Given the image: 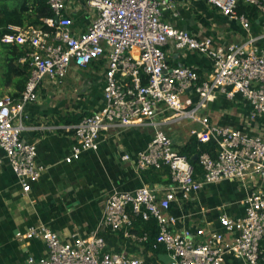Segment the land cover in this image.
I'll return each mask as SVG.
<instances>
[{
    "label": "built area",
    "instance_id": "2783aa9c",
    "mask_svg": "<svg viewBox=\"0 0 264 264\" xmlns=\"http://www.w3.org/2000/svg\"><path fill=\"white\" fill-rule=\"evenodd\" d=\"M74 1L94 10L83 31L74 28L73 16L66 13ZM47 2L53 16L44 17L37 25H10L12 32L1 37V42L25 49L19 62L30 64L31 73L19 98L0 97V171L7 160L23 191L31 190V182L38 180L46 167L37 161V144L22 137L27 104L40 99L45 80L56 84L72 67H88L104 59V104L76 124L65 126L76 139L66 160L79 158L85 150H97L101 136L112 128L152 126L153 136L136 155L135 166L140 172L167 167L171 183L113 191L105 200L102 224L133 241L145 242L147 233L132 231L134 221L137 217L156 218L159 233L152 248L164 247L171 255L170 264H225L228 254L246 264H264V135L219 124L208 113L210 102L219 94L233 98L240 93L252 104L253 120L264 116V47L257 45L264 33L252 35L250 18L239 12L241 4H251L264 14V1L207 0L223 15L238 20L250 34L245 41L229 44L216 43L211 36L165 20L169 0ZM169 45L204 54L212 63L211 71L204 74L197 67L171 65ZM186 120L199 125L191 130V136L197 135L201 142H217L216 156L207 151L198 154L201 174L163 128ZM130 158V154L123 155L124 160ZM225 179L238 181L246 190L244 215L219 216L231 236L201 226L197 234L205 239L197 241L191 229H177L178 217L172 207L190 201L205 185ZM17 236L46 242L47 256H30L28 264H151L126 251L109 250L98 233L62 237L49 226L38 224Z\"/></svg>",
    "mask_w": 264,
    "mask_h": 264
},
{
    "label": "crops",
    "instance_id": "0c3cea01",
    "mask_svg": "<svg viewBox=\"0 0 264 264\" xmlns=\"http://www.w3.org/2000/svg\"><path fill=\"white\" fill-rule=\"evenodd\" d=\"M169 1L171 7L163 13L165 20L193 33L211 36L216 43L242 42L250 35L238 20L223 15L207 0ZM91 11L74 1L66 13L73 16L74 28L83 31L92 19L94 12ZM197 13L207 18L209 24L199 20ZM251 33L262 35L264 28L258 22L252 23ZM257 45L264 47V35L258 39ZM167 55L171 65L197 67L204 74L212 69L210 59L193 50L176 49L169 45ZM106 66V61L99 59L88 67H72L66 76L75 79L67 89L73 90V94L56 96L51 89L56 88L57 83L45 80L40 87V99L27 104L25 112L28 118L24 121L22 137L37 144V161L46 168L38 180L31 182V190L26 193L10 163L6 160L2 166L0 264H28L30 256H47V245L43 239L17 236L18 232H26L29 227L38 224L49 226L62 237H69L73 233L88 237L98 233L106 239L107 248L111 251L123 250L151 264L171 263V255L166 249L149 248L145 243L124 238L121 232L112 231L102 224L105 200L113 191L134 190L145 184L167 185L163 182L166 175L151 183L146 171L140 172L135 166L136 155L147 147L154 127L135 125L112 128L101 136L97 150H85L79 158L71 162L66 160L76 139L74 132L65 126L76 123H65L64 115L75 112L86 116L102 107ZM12 84L4 85L10 89ZM64 89L61 88V91ZM8 91L0 92V97L11 95L14 87ZM251 111V102L240 93L233 98L219 94L208 106V113L214 122L264 135V116L253 120ZM176 124L173 122L163 128L180 149L192 137L191 130L199 129V125L191 122L192 127L183 132L174 128ZM125 153L130 154L129 160L123 159ZM245 195L246 190L237 181L225 179L209 183L196 192L190 201L172 207L171 212L178 217L176 227L179 230L191 229L197 241L205 239L197 234L201 226L207 230L222 231L230 237L231 233L222 226L219 216L222 213L244 215L242 200ZM225 264L246 263L228 254Z\"/></svg>",
    "mask_w": 264,
    "mask_h": 264
},
{
    "label": "trees",
    "instance_id": "16d2710c",
    "mask_svg": "<svg viewBox=\"0 0 264 264\" xmlns=\"http://www.w3.org/2000/svg\"><path fill=\"white\" fill-rule=\"evenodd\" d=\"M13 2H16L14 6H12ZM239 12L247 14L252 23L258 22L260 27L264 28V14L257 6L251 4H241L239 6ZM53 15L54 13L47 0H0V45H2L5 50V84H12L14 82V91L11 92V95L15 98H19L25 88L26 82L31 73L30 64H22L19 62V58L25 51L22 46L3 43L1 42V37L7 32H12V29L10 30V25H37L43 23L44 17ZM197 18L204 24H209L207 18H205L201 13H197ZM90 114L92 113L87 115ZM84 116L85 114L82 113H67L64 115V120L65 123L68 124L73 122L77 123ZM179 150L181 153L186 154L190 158L196 168V172L201 174L202 167L199 164V159H193V156L204 151L210 152L213 156H216L217 142L215 140L201 142L199 141L197 135H193ZM145 173L149 176L151 183L161 180L162 175H166L163 181L165 184L171 183L169 168L167 167L162 169L152 167L146 170ZM159 175L160 177H158ZM132 231L139 235L147 233L148 238L143 243H145L149 248H152V243L155 241L159 233V225L154 217L148 220L142 219V217H137L134 221ZM121 234L123 235V232H121ZM163 248L164 247H161L160 249ZM261 250L262 256H264V238L261 241Z\"/></svg>",
    "mask_w": 264,
    "mask_h": 264
},
{
    "label": "rangeland",
    "instance_id": "374dc122",
    "mask_svg": "<svg viewBox=\"0 0 264 264\" xmlns=\"http://www.w3.org/2000/svg\"><path fill=\"white\" fill-rule=\"evenodd\" d=\"M15 3L13 2L12 6H14ZM92 11H94V10H92ZM92 11H91V13H92ZM5 72H6L5 50H4L3 46L0 45V92L1 93L2 92L8 93L9 92L8 90L12 91L13 87H14V84L11 85L10 89L4 85L5 81H6ZM64 78H65V80H64ZM64 78H62L61 80L58 81V83L56 84V88L54 87V88L51 89V93L52 94H54L56 96L57 95L63 96L64 93L65 94H71L73 92V90H67V89H68L69 85H73L75 79L73 77H71L70 75L66 76ZM63 80L65 82H63ZM62 85H63V87H65L64 91H61V88L63 89ZM184 123H188V124L185 125V124H181V122H179L178 124H176V126L174 128L176 130L178 129L180 131L186 132L188 129H190L192 127V124H191V122L189 120H186Z\"/></svg>",
    "mask_w": 264,
    "mask_h": 264
},
{
    "label": "water",
    "instance_id": "95a60500",
    "mask_svg": "<svg viewBox=\"0 0 264 264\" xmlns=\"http://www.w3.org/2000/svg\"><path fill=\"white\" fill-rule=\"evenodd\" d=\"M193 159H198V154H195V155L193 156Z\"/></svg>",
    "mask_w": 264,
    "mask_h": 264
}]
</instances>
